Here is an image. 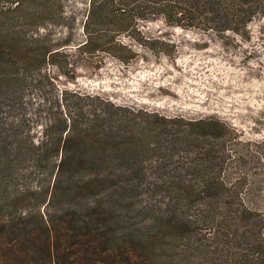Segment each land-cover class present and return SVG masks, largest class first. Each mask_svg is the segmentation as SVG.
I'll return each mask as SVG.
<instances>
[{"label":"trees","instance_id":"16d2710c","mask_svg":"<svg viewBox=\"0 0 264 264\" xmlns=\"http://www.w3.org/2000/svg\"><path fill=\"white\" fill-rule=\"evenodd\" d=\"M263 1L0 0V264H264V162L231 123L45 88L71 47L128 61L150 16L240 30Z\"/></svg>","mask_w":264,"mask_h":264},{"label":"rangeland","instance_id":"374dc122","mask_svg":"<svg viewBox=\"0 0 264 264\" xmlns=\"http://www.w3.org/2000/svg\"><path fill=\"white\" fill-rule=\"evenodd\" d=\"M251 13L240 30L150 16L141 23L147 42L122 34L136 51L130 60L71 47V65L63 56L50 63L55 83L45 88L49 95L61 88L99 93L163 114L221 117L254 142L264 162V1ZM246 163L264 170L260 161ZM236 166L232 161L229 168Z\"/></svg>","mask_w":264,"mask_h":264}]
</instances>
